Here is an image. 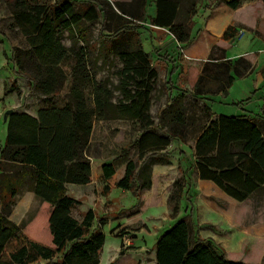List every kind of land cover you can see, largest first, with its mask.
Masks as SVG:
<instances>
[{"label": "trees", "instance_id": "obj_1", "mask_svg": "<svg viewBox=\"0 0 264 264\" xmlns=\"http://www.w3.org/2000/svg\"><path fill=\"white\" fill-rule=\"evenodd\" d=\"M81 3L65 0L49 6L41 0H10L15 24L26 36L29 65L13 49L10 57L19 75L24 74L31 88L50 100L61 88L66 77L64 67L70 69L71 83L68 100L62 107H45L37 117L24 113L8 114L7 137L0 151V264H98L105 235L100 226L91 229L95 214L87 210L81 221L71 211L80 202L66 194L65 182L85 184L90 181V160L87 145L95 119L127 118L140 123V132L132 143L137 148V162L127 160L123 176L116 186L140 192L151 187V165L148 153L164 151L173 139H182L181 129L186 124L185 95L170 97L158 113L154 123L150 112L149 94L157 71L151 66L150 55L141 45L138 30L145 19L146 0L115 1L91 0ZM185 1L187 7L180 10ZM236 8L238 0H221ZM264 2V0H262ZM154 25L168 27L179 42L190 34V16L195 13V0H155ZM103 16L101 53L117 55L118 88L122 98L113 101V90L103 82L92 79L88 68L93 51L80 25L98 21ZM58 27L68 30L82 41L64 46L58 37ZM237 34L227 27L223 40ZM77 44V45H76ZM9 58V59H10ZM250 64L240 58L234 63L205 62L191 95L208 91L211 80H216V91H226L234 77L248 70ZM91 84L93 106H89L84 88ZM203 124L198 128L194 146L195 168L201 179L210 180L230 197L244 201L253 196L264 198V106L254 117L225 116L211 120L210 109L201 106ZM158 129L161 135L154 132ZM162 129L164 131H162ZM129 147L119 156L125 157ZM85 154V155H84ZM5 160H10L8 163ZM102 176L115 173L113 162L103 163ZM35 181L33 188L41 199L37 213L20 225L9 220L15 197L24 180ZM188 188H190L188 186ZM184 185L177 187L173 216L179 211ZM191 217V215L189 214ZM156 264H247L226 257L211 239L192 237L183 216L157 238Z\"/></svg>", "mask_w": 264, "mask_h": 264}, {"label": "rangeland", "instance_id": "obj_2", "mask_svg": "<svg viewBox=\"0 0 264 264\" xmlns=\"http://www.w3.org/2000/svg\"><path fill=\"white\" fill-rule=\"evenodd\" d=\"M9 1L0 0V77L9 76L11 71H13L14 78H9L6 85L15 90L21 89L23 92L22 97L20 96L21 92H18V103L21 106H27L29 109H33L37 105L62 107L68 100L71 83L70 69L67 66L64 67L66 71L65 80L58 93L50 100H46L45 96L34 91L24 74L19 75L17 73L18 71L15 69L14 63L10 58L13 49H16L18 57L22 61H25L26 65H29L30 56L27 38L15 24L11 7L8 4ZM41 1L47 3L49 6H54L65 0ZM73 1L80 7H83L81 3L92 2L91 0ZM102 21L103 16L100 14L98 21L91 24L84 22L79 27L93 48L88 62V68L92 72L93 81L103 82L111 88L114 94L113 101L117 102L122 98L118 88L119 70L122 67V62L117 55L113 53L103 54L100 51L107 44L103 43V37H105L103 33H108L107 31L101 32ZM58 37L66 47L72 46V43L83 44L82 41L62 27H58ZM239 43H243V48L252 52H256L264 46L260 41L254 42L252 34H247ZM238 44L233 45L235 48L233 47L234 49L230 51L231 53L242 46ZM5 58L8 62L7 66L4 64ZM1 82L2 80L0 79V97L3 95ZM166 84L168 83L157 72L156 79L151 83L152 89L149 94L151 103L149 112L154 123H157L158 113L165 107L170 98L167 94L168 87ZM253 86V76L246 79H236L229 94L219 98V102L215 103L213 110L225 114L238 112L239 105L243 101L241 98L251 96L252 93L250 91L253 89ZM91 89V84L88 83L84 88V94L88 105L92 107ZM260 91L262 94L264 93V84L260 87ZM11 100H14V97H3L0 99V107ZM220 101L228 103L222 104ZM233 101L237 102L232 103ZM185 104L186 124L181 129L182 139H173L164 151L147 154L149 155L148 161L152 162L151 177L153 164L159 163V166H157L155 171L154 186L142 190L138 200L133 194V189L123 190L117 187L116 183L123 176L127 160L137 162V148L132 146V143L140 132V123L137 120L127 118L95 119L93 121L90 134L91 142L88 143L86 148L87 154L99 158V161L113 162L115 165V173L110 177L111 179L108 182L107 188L100 185L99 188L93 189L95 197L102 194L105 195L110 190V201L103 204L101 200L99 202L95 200L97 201L94 206L95 219L91 225V229L99 225L105 235L103 251L99 255V264H155V244L153 241L154 234L152 233L162 230L171 223L173 224L183 216L189 224V231L192 237L211 239L207 235L214 233L220 239L227 235L226 231L229 228L226 226V222L222 217L223 214L220 211V209L226 208V201L216 197L205 198L201 195L213 207L203 209L200 207L198 196H196V189H193L194 184H192V179L195 177L191 171V161L193 160L192 147L198 133V128L203 124L205 116L201 107L197 105L196 100L186 97ZM162 131L164 130L162 129ZM154 132L161 135L158 129H154ZM4 138L5 128L0 119V142ZM124 147H129L128 154L125 157H120L119 154ZM168 159H174L176 162H169ZM180 161L183 163L182 165ZM174 165L181 172L172 170ZM178 185H184V189L178 203L179 211L176 216H173ZM194 196H196L195 200ZM192 200L195 203L198 200V209L194 210ZM90 202L91 200L87 199L83 202V205H77L73 210V216L76 218L83 216ZM34 206L31 205L30 209L23 213L20 206L17 205L15 210L12 211L11 218H15L19 225L29 221L40 208L39 205L37 211L33 213ZM200 217L206 219L211 224H196L194 219L197 220ZM233 218L235 223L239 225V228L246 231L244 246L242 247L240 244L242 237L240 230L232 232V243L235 246L232 251L226 252L220 244H216L211 240L220 250L224 251L226 257L229 259L240 260L247 264H264V236L256 233L259 226L264 223V198L253 196L237 204ZM158 225H161V227L157 229Z\"/></svg>", "mask_w": 264, "mask_h": 264}, {"label": "crops", "instance_id": "obj_3", "mask_svg": "<svg viewBox=\"0 0 264 264\" xmlns=\"http://www.w3.org/2000/svg\"><path fill=\"white\" fill-rule=\"evenodd\" d=\"M108 1L113 3L115 1L128 2L130 0ZM154 1L155 0H146L144 8L145 19L140 22L141 26L138 30V34L142 48L150 55L151 65L155 68L158 74L162 76L163 80L168 83L166 84V86L168 87V96L175 97L183 93L185 95V98L190 97L196 100L198 106L201 107L206 105L210 109V116L206 121V126L211 120L218 118V116L220 115H243L247 117H254L256 114L260 113V109L264 106V93L262 94L260 91V87L264 84V46L263 48H259L258 51L252 52L243 48V43L239 42H241L247 34H252L254 42L260 41V43L264 45V2L262 0H238L239 5L236 8H232L227 3L221 0H195V13L191 15L190 19L188 20L190 22L189 38L185 42H179L169 31L168 27L152 24L151 18L156 14ZM186 7L187 3L183 1L180 4V10L182 11ZM229 26L235 27L237 33L240 29H243V36L241 38H236L235 36L228 41L223 40L222 35ZM236 44H241L242 46L238 47V50L231 53L230 51L235 48L233 45ZM240 58H243L247 62H249L250 66L248 70H246L239 76H236L234 71H229L228 74L232 75L234 79L227 87L226 91H216V80H211L209 85L210 91L203 94H197L196 97H193L191 95V93L194 91V84L197 80V77L201 73L205 62L219 63L223 61H229L230 63H234ZM4 60L5 62L3 60L1 61H3L5 66H7L8 62L6 58ZM261 69L263 70L261 71ZM12 72L13 71H11V74L9 76H6L4 78L0 77V79L2 80L1 83L3 91V95L2 97H0V99L7 96L14 97V100H11L6 104L4 103L0 107V119L2 125L5 128V138L0 142V151L4 148L7 137L8 117L4 123L2 121L3 113L7 109H12V112L14 113H24L36 118L38 110L44 108V106L42 105H37L35 108L29 109L27 106H21V104L18 103V92H21V97L23 92L20 88L18 90H15L12 87H7L6 85L9 81V78H14ZM250 76H253L254 78V86L250 91L252 95L241 98V100L243 101L239 105L238 112L225 114L213 110L215 103L219 102L218 99L229 94L236 79H246ZM237 101H233L232 103H236ZM220 103L227 104L228 102L225 103L220 101ZM199 134L200 132L197 133V135ZM196 138L197 136L195 137V140ZM195 140L192 147L193 160L191 161V165L194 163ZM90 142L91 135L88 143ZM172 154L174 155V153ZM85 156L90 160V181L85 184L65 182L64 185L66 187V194L80 202L78 206L83 205V202H85L87 199L91 200V202L89 203L90 205L85 210L86 212L89 209H92L94 211L95 203H97V201L99 202V200H101L103 204L110 201V190L105 195L102 194L98 197H95L93 189L99 188L100 185L107 188L108 182L111 178L105 179L102 176L103 173L101 166L103 163L109 162L99 161V158L91 156L90 154H87ZM5 161L8 163H12V161L10 160ZM168 161L176 162L174 161V159H168ZM180 163L181 165L183 164L181 161ZM157 166H159V163L153 164L152 166L151 187H153L155 183L154 176ZM191 168V171L193 172L195 177L192 179V184H194L193 189H196V196H198L201 208H213L210 206L209 202L201 197V195L205 198H221L227 203L226 208L220 209L223 214L222 217L226 222V226L229 228L226 231L227 235L220 239H218L216 234L214 233L210 235L208 234L207 236H209L216 244H220V246H222V248L226 252H228L232 251V249H234L235 247L232 243V232L234 230H240L242 233L240 244L243 247L246 241V231L239 228V225L235 223V220L233 218L237 204H240L243 201H238L230 197L212 181L201 179L197 170L193 167ZM172 170L181 172L180 169L175 165ZM34 186L35 181L33 179L26 178L24 180L22 189L15 197V204L12 208V211L15 210V207L17 205L20 206L21 212L23 213L27 212L30 209L31 205H35L33 213L37 211L41 203V199L36 196L33 190ZM196 196H194V200L196 199ZM198 200L196 201V203L192 200L195 208L194 210L198 209ZM73 210L74 209H72L71 213H73ZM12 211L8 218L15 224L19 225L18 221H16L15 218H11ZM82 218L83 216L76 219L78 221H81ZM194 221L199 225L202 223H210L206 221V219H203L201 217L197 220L194 219ZM171 225L172 223L167 227H162V230L152 233L154 234L153 241L155 245L159 235L166 229H168ZM158 227L160 228L161 225H158L157 229ZM256 233L260 236H264V223L259 226V229Z\"/></svg>", "mask_w": 264, "mask_h": 264}, {"label": "water", "instance_id": "obj_4", "mask_svg": "<svg viewBox=\"0 0 264 264\" xmlns=\"http://www.w3.org/2000/svg\"><path fill=\"white\" fill-rule=\"evenodd\" d=\"M13 110L12 109H7L4 113H3V116H2V121L3 123L7 120V116L9 113H11Z\"/></svg>", "mask_w": 264, "mask_h": 264}, {"label": "built area", "instance_id": "obj_5", "mask_svg": "<svg viewBox=\"0 0 264 264\" xmlns=\"http://www.w3.org/2000/svg\"><path fill=\"white\" fill-rule=\"evenodd\" d=\"M244 34V30L243 29H240L236 35V38H241ZM125 240V239H124Z\"/></svg>", "mask_w": 264, "mask_h": 264}]
</instances>
